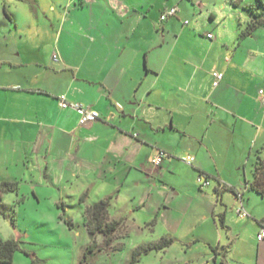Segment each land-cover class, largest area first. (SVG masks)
Wrapping results in <instances>:
<instances>
[{
    "label": "crops",
    "instance_id": "obj_1",
    "mask_svg": "<svg viewBox=\"0 0 264 264\" xmlns=\"http://www.w3.org/2000/svg\"><path fill=\"white\" fill-rule=\"evenodd\" d=\"M97 1L107 3H88L105 7ZM156 2L110 0V24L74 20L80 8L63 10L57 24L13 16L10 26L1 24L0 180L18 182L19 202L78 204L85 224V210L103 198L136 202L137 210L155 190H196L203 174L214 180L222 207L212 212L224 224L226 191L236 212L241 205L253 214L259 253L264 207H256L250 195L259 194L249 183L256 158L264 160V68L248 60L259 58L264 67V25L239 38L241 21L230 32L229 22L190 21L175 2ZM168 6L178 12L161 20ZM216 72L222 78L214 84ZM61 93L98 110L99 118L79 124L75 110L59 106ZM158 150L168 156L153 166ZM187 155L192 165L182 161ZM108 217L122 222L110 207Z\"/></svg>",
    "mask_w": 264,
    "mask_h": 264
},
{
    "label": "rangeland",
    "instance_id": "obj_2",
    "mask_svg": "<svg viewBox=\"0 0 264 264\" xmlns=\"http://www.w3.org/2000/svg\"><path fill=\"white\" fill-rule=\"evenodd\" d=\"M103 1L107 3L97 2L104 8L90 6L88 0H0V27L3 28L2 23L10 26L12 16L18 23L54 20L57 24L63 10L68 12L75 8L80 9L74 20L84 25L90 21L100 25L107 21L110 24V0ZM155 1L157 8H161L164 3L159 1L167 0ZM168 1L175 2L189 13L187 18L190 21L205 20L211 22L212 27L213 24L222 26L229 22L230 32H235L233 23L238 21L245 28L256 11L264 16V0ZM51 5L55 7L54 11ZM210 13L215 18H210ZM63 29L67 39L73 42V31L65 29V26ZM258 61L259 58L250 57L248 63L252 65L249 67L258 65L263 69V62ZM254 152L249 166L254 161ZM194 183L196 190L190 184L169 192L155 190L137 210L136 202L121 200L112 203L111 213L122 219L121 223L125 225H120L109 248L104 246L102 235L98 234L94 239L90 237L78 204L61 206L49 199L39 202L32 198L19 202L14 196L15 191L6 193L2 200L7 216L0 213V236L15 238L19 242L10 264H129L132 252L138 246L158 242L163 237L172 239L169 246L142 251L134 264H264V250L258 253L255 241L258 226L249 209L245 207L247 216L239 215L235 210L237 200L226 191L225 224L232 227L233 235L237 233L233 236L220 225L217 213L212 212L214 207L217 211L222 207L213 190L214 180L210 179V185L202 188H199L197 179ZM177 190L180 194H175ZM250 196L257 198L256 207H264V196L254 193ZM93 241L96 246L87 250ZM218 241L223 246L218 247L220 252L215 253Z\"/></svg>",
    "mask_w": 264,
    "mask_h": 264
},
{
    "label": "trees",
    "instance_id": "obj_3",
    "mask_svg": "<svg viewBox=\"0 0 264 264\" xmlns=\"http://www.w3.org/2000/svg\"><path fill=\"white\" fill-rule=\"evenodd\" d=\"M5 11V10H4ZM6 15L7 12L5 11ZM257 11L252 15V19L248 21L247 26L242 28L238 34V37L250 36L256 28L264 25V16H260ZM253 178L249 183V189L255 191L261 196H264V160L259 156L254 162ZM18 189L17 181L0 180V213L5 217L7 216L6 210L3 207L1 195L5 192H14ZM111 205V197L103 198L96 203H93L85 210V225L87 227L88 234L91 238H95L98 234L103 237V244L106 247H110L112 244L114 234L120 228L121 221L117 219H109L108 209ZM13 221V219H12ZM220 225L226 228L224 224V217L219 216ZM172 242L171 238L163 237L158 242H152L138 246L131 255L129 264H134L139 254L142 251L150 248L162 249L169 246ZM18 240L15 238H2L0 236V263L10 264L13 262L15 251L18 249ZM96 246V242L93 241L88 245L87 250H91ZM225 264V263H224Z\"/></svg>",
    "mask_w": 264,
    "mask_h": 264
},
{
    "label": "built area",
    "instance_id": "obj_4",
    "mask_svg": "<svg viewBox=\"0 0 264 264\" xmlns=\"http://www.w3.org/2000/svg\"><path fill=\"white\" fill-rule=\"evenodd\" d=\"M177 12H178L177 6H170V7L166 8L161 13L160 19L165 20L169 16L176 15ZM184 22L187 23L188 20H185ZM207 36L211 37L212 34L208 33ZM214 76H215L214 84H217L219 82V80L222 78V73L216 72V73H214ZM262 93H263V91L259 90V94H262ZM57 101H58V104L61 108H70V109L75 110L79 114V120H78L79 124H85L87 122L94 121L97 118H99V116H100L99 111L94 109L93 107L83 105L79 102L70 101L66 97L65 93L59 94L57 96ZM263 103H264V97H263ZM167 156H168V153L165 150H158L151 157L150 162L153 166H159L162 163L163 159ZM193 160H194V157L190 156V155H187V156L182 158V161L188 165H192ZM196 179H197V182L201 188L207 187L210 185V179L208 177L204 176L203 174H199ZM236 196L239 198V201L241 203V199H242L241 194L236 193ZM237 212L241 216H247V212L243 209V207L241 205L238 207ZM257 239L258 240L264 239V226L260 229L259 233L257 234Z\"/></svg>",
    "mask_w": 264,
    "mask_h": 264
}]
</instances>
